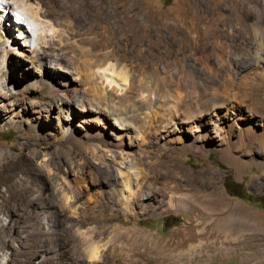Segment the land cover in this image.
<instances>
[{
	"label": "bare ground",
	"instance_id": "bare-ground-1",
	"mask_svg": "<svg viewBox=\"0 0 264 264\" xmlns=\"http://www.w3.org/2000/svg\"><path fill=\"white\" fill-rule=\"evenodd\" d=\"M80 1L84 4L87 0H1L0 91L11 84L5 78L6 69L2 65L5 53L11 45H13L11 48L16 47L20 51L29 52V58L38 63L44 58L53 56L60 61V64L63 62L64 74L52 93L54 98L52 102L66 104L71 109H74V105H79L84 111L93 110L95 117L99 116L103 123H108V118L113 116V125L121 129L115 139L123 150L127 148V152H132L136 148L143 151L147 144H152L170 150L187 151L199 147L202 151H207L215 145L213 143H224L223 158L238 164L241 173L243 160L237 156V152L236 155L233 154L232 145L234 143L235 146L238 143L247 147L264 145V114L259 113L258 109V105L261 104H257L254 100L245 103L256 90L254 85L258 81L264 82V26L262 28L260 26V30L258 27V31L255 29L243 54L229 60L231 76L219 67L211 69L207 63L208 59H200V61L193 57L182 64L181 68L184 70V67H191L193 72L188 77L191 87L195 88L193 92L197 94L187 91L188 94L184 95L183 90L186 89V85L182 84L184 78L182 73L176 74L177 79L173 86L167 83L162 90L155 92L158 89L154 91L148 85L136 86L132 76L125 71L121 72V69L118 70L117 66L110 62L111 50L106 34L109 25L108 11L102 6L104 0H94L97 7L92 13L84 12L80 8ZM24 11L31 15L38 26L36 43L32 47L25 43L29 38L25 28L28 25L25 26V23H28L29 19ZM93 17H98L97 22L93 21ZM101 17L106 20H102ZM29 23L32 24V21L30 20ZM13 30L17 34H14ZM3 36L12 38L10 45ZM20 51H18L19 55ZM139 52L146 63L150 64L153 52L143 47ZM176 59L175 64L181 62L178 60V55ZM34 75H38V80L43 82L41 71L34 72ZM115 77L124 83V87L118 89L113 85L110 90L106 85L116 84ZM103 79L107 81L105 86L101 85ZM31 81L33 80L26 79L27 83ZM84 82H87V85L100 83V89L105 96L96 98L98 101L93 102L90 94L84 91ZM132 94L136 95L133 96L137 103L133 114L140 119L142 129L139 125L133 128V122L125 120L131 116L128 112H122L123 115L119 116L121 112L116 109L105 108L104 103L113 101L118 95H122L119 99L128 100ZM91 102L95 107L89 105ZM143 125L150 128L146 129L149 135L147 140ZM218 134L219 137L216 138ZM103 164L97 167L96 182L99 185L112 181L101 190V194L108 197L106 201L96 198L82 200L84 189L74 185L66 176L58 177L52 167L45 168L47 181L51 184L55 200L43 203L42 215H38L40 217L37 216L33 222L24 225L21 233L28 245L32 242V233L38 235V245L34 251L37 262L33 264H104V250L106 251L112 243L110 237H100L105 225H110L122 239H126L124 243L122 239L120 240L121 253L130 250L125 248L126 244L143 245L142 252L146 256L144 264H202L230 251L242 255L239 264H264V251H260L261 253L255 251L250 255L244 248L247 237L264 240L263 225L258 223L253 225L249 218L238 210L240 208H237L235 201L223 196L218 188L215 191L210 189L204 192L188 184L195 178L191 170H178L177 166H171L164 171L154 173L152 177L142 176V179H138L132 187L133 181L129 173L125 172L123 183V180L118 178L121 172L119 168L108 162ZM85 165L81 167L82 171ZM260 165L264 169V162ZM128 168L132 171L135 168L137 173L141 170L136 165H129ZM20 170L21 164L0 163V183L5 186L0 196L15 198L19 194L20 197L25 198L31 194L32 186L25 184L22 178L16 179V174ZM181 172L184 174L181 175ZM202 173L206 177L205 184L210 188L215 186L217 171L209 167ZM157 179H162L166 187H153V181ZM120 183L128 189L125 197L122 195L123 186ZM179 186L185 188H174ZM43 193L44 191L40 189V194L33 196L31 202L38 200ZM122 197L126 199V205L130 207L131 213H133V205H136L140 199L141 202L137 205L145 210L155 212L158 209L172 211L193 209L194 212L185 226L178 228L182 234L178 236L179 238L164 241L163 238L138 224L126 227L110 222L115 219L114 214L110 218L104 217L102 214L104 209L111 210L114 201L124 202ZM61 207L68 208L69 215L76 219L73 223L74 233L69 237L58 227L63 212ZM88 221L93 223L85 226ZM0 234L1 237L8 235L5 223L0 225ZM75 241L76 243H73ZM22 246L24 247V244L20 242L17 245L19 250ZM12 253L10 243L1 238L0 264H27L24 258L13 259ZM260 254L262 256H259ZM119 261L121 262V258Z\"/></svg>",
	"mask_w": 264,
	"mask_h": 264
},
{
	"label": "rangeland",
	"instance_id": "rangeland-1",
	"mask_svg": "<svg viewBox=\"0 0 264 264\" xmlns=\"http://www.w3.org/2000/svg\"><path fill=\"white\" fill-rule=\"evenodd\" d=\"M102 6L108 11L109 25L106 34L111 50L110 62L115 64L118 70L121 69V72L125 71L132 76L136 86L148 85L154 91L158 89L155 92L162 90L167 83L173 86L177 73L184 75L182 81V84L186 85V89L183 90L184 95L188 94L187 91L193 92L195 88L191 87L188 77L193 71L190 66L184 67V70L181 68L182 64L193 57L195 60L208 59L207 63L211 69L219 67L231 76L229 60L243 54L255 29L259 27L260 30V26L261 28L264 26V0H104ZM96 7L97 3L94 0H87L80 5V8L87 13H92ZM25 15L33 24V29H29V38L25 43L32 47L36 43L38 26L30 14L25 12ZM101 19L106 20L104 17ZM97 20L98 17H93L94 22ZM13 33L17 34L14 30ZM3 39L10 45L12 38L5 36ZM1 46L4 47V45ZM11 47L13 45L7 49L5 61L3 60L2 64L6 69L5 78L11 84L0 91V163L21 164V170L17 172L16 179L22 178L25 184L33 188L31 194L25 198L20 197L19 194L15 198L0 196V219H2L0 225L5 223L8 231L5 237H1L0 234V239L3 238L10 243L13 259L24 258L27 264L37 262L34 256L38 245L37 233H32V242L29 245L25 243V237L21 233L24 225L33 222L38 215H42L43 203L55 200L51 184L47 181L46 167H52L58 177L66 176L74 185L84 189L82 200L96 198L106 201L108 197L101 194V190L112 181L101 183L100 186L96 182L97 167L104 165L105 162L120 169L118 178L122 179L123 183L126 177L125 172L129 173L133 181L132 187L138 179H142V176L152 177L160 170L164 171L168 167L177 166L178 170H191V173L195 175L194 180L189 181L188 184L195 186L196 190L207 192L218 188L223 196L235 201L237 208H240L238 210L245 214L253 225L258 223L264 227V201L262 200L264 169L260 165L264 162V145L249 147L240 146L238 143L236 146L235 143L232 145L233 154L237 152V156L243 160L241 173L238 164L223 158L224 143H213L215 145L207 151H202L199 147L187 151L170 150L166 147L158 148L147 144L143 151L135 148L132 152H127V148L123 150L117 145L115 137L121 129L113 125V116L108 118V123H103L99 116L95 117L93 110L84 111L79 108V105H74V109H71L66 104L52 102L54 100L52 93L64 74L63 62L60 64L59 60L51 56L40 60L43 64L40 61L38 63L29 58V52ZM141 47L153 52L150 64H147L140 54ZM177 55L182 63H174ZM37 63L41 65L38 66ZM36 71H41L44 77L43 82L38 80V75H34ZM25 78L33 81L27 83ZM114 79L116 84L106 85L108 89L111 90L113 85L118 89L124 87V83L118 77ZM106 83L107 81L103 79L101 85L105 86ZM83 85L84 91L90 94L93 102L96 103L98 101L96 98L105 96L100 89V83L97 85L88 83V86L87 82H84ZM254 86L256 90L250 96L251 99L247 98L245 103L254 100L257 104H261L258 105L259 113L264 114V82L258 81ZM133 95L135 94H132L128 100L119 99L122 95H118V98H114L113 101L104 103L105 108L106 110L111 107L116 109L121 112L119 116L123 115L122 112H128L131 116L125 120L133 122V128L139 125L142 129L140 119L133 114L137 105ZM93 102L89 104L92 108L95 107ZM146 127L143 125V130L150 129ZM145 137L146 140L149 137L147 131ZM218 137L219 134L216 138ZM83 165L85 168L82 171ZM129 165L141 168L140 172L137 173L135 168L132 171L128 168ZM209 167L217 171L215 186L211 188L205 184L206 177L202 173ZM182 174L184 172H181ZM123 183L120 185L123 186ZM160 186L166 187L162 179L153 181V187ZM121 188L122 195L126 196L128 189L124 186ZM40 189L44 191L43 195L35 202H31L33 196L40 194ZM4 190V184L0 183V195ZM157 191L159 192L158 189ZM118 196L117 198L120 197ZM124 197H122L124 202L114 201L111 210L104 209L102 213L104 217L110 218L114 214L115 219L110 222L126 227L138 224L163 238L164 241L179 238L181 232L178 228L185 226L194 212L193 209L178 211L158 209L155 212L145 210L137 205L141 202L140 199L136 205H133L135 209L133 208L131 213ZM61 208L63 212L58 221V227L69 237L74 233L73 223L76 219L69 215L68 208ZM92 223L88 221L85 226ZM101 234L100 237H110L112 241L106 251L104 250V264H142L145 261L143 245L126 244L125 248L130 250L121 253L119 247L122 237L111 229L110 225H105ZM122 240L124 243L126 239ZM187 241L189 243V240ZM19 242L24 244L20 250L17 247ZM12 243H16L14 247ZM244 248L250 255L255 251H264V240L247 237ZM82 253H84L83 250ZM241 258L240 253L230 251L202 264H239Z\"/></svg>",
	"mask_w": 264,
	"mask_h": 264
},
{
	"label": "water",
	"instance_id": "water-1",
	"mask_svg": "<svg viewBox=\"0 0 264 264\" xmlns=\"http://www.w3.org/2000/svg\"><path fill=\"white\" fill-rule=\"evenodd\" d=\"M262 200L264 201V192H263V194H262Z\"/></svg>",
	"mask_w": 264,
	"mask_h": 264
},
{
	"label": "trees",
	"instance_id": "trees-1",
	"mask_svg": "<svg viewBox=\"0 0 264 264\" xmlns=\"http://www.w3.org/2000/svg\"><path fill=\"white\" fill-rule=\"evenodd\" d=\"M240 196V195H239ZM241 197V196H240Z\"/></svg>",
	"mask_w": 264,
	"mask_h": 264
}]
</instances>
